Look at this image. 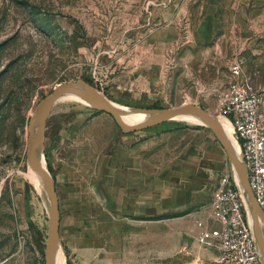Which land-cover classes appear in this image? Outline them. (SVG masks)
<instances>
[{
  "label": "rangeland",
  "instance_id": "rangeland-1",
  "mask_svg": "<svg viewBox=\"0 0 264 264\" xmlns=\"http://www.w3.org/2000/svg\"><path fill=\"white\" fill-rule=\"evenodd\" d=\"M251 35L207 31V0H0V264H46L50 213L30 179L28 138L55 87L84 79L123 106L195 104L219 116L231 61L264 86ZM183 123L124 133L105 110L54 104L42 147L66 264L114 262L118 234L125 264L212 262L195 223L234 172L208 125Z\"/></svg>",
  "mask_w": 264,
  "mask_h": 264
},
{
  "label": "built area",
  "instance_id": "built-area-1",
  "mask_svg": "<svg viewBox=\"0 0 264 264\" xmlns=\"http://www.w3.org/2000/svg\"><path fill=\"white\" fill-rule=\"evenodd\" d=\"M231 80L217 99L219 115L232 123L248 178L264 212V86L257 87L239 59L229 65ZM197 220L198 243L216 254L210 264H264L248 207L231 174L213 189L207 218ZM207 264V263H199Z\"/></svg>",
  "mask_w": 264,
  "mask_h": 264
},
{
  "label": "water",
  "instance_id": "water-1",
  "mask_svg": "<svg viewBox=\"0 0 264 264\" xmlns=\"http://www.w3.org/2000/svg\"><path fill=\"white\" fill-rule=\"evenodd\" d=\"M65 92L76 93L83 97L86 101H88L93 107L107 111L110 115L114 117L116 123L124 133L136 132L138 130L145 129L163 123L165 121L172 120L174 117L183 112H191L200 116L204 120L205 125H208L211 128L216 138L224 148L227 158L230 164L234 166L237 178L239 180V183L241 184V186L239 184L238 186L240 187L241 191L243 190L245 192L249 200L254 217L252 223L264 263V229L263 227H261V222L264 223V212L259 206L254 191L251 187L243 159L241 157L240 160L237 156V153L235 152L227 136V133L221 126L216 116L212 115L206 109L195 104H184L176 108L159 111L157 115L153 116L148 121L131 124L125 121V119L123 118V113L117 108V106L111 99H109L100 90L89 84L86 80L79 79L76 82L62 83L55 87L54 91L38 104L31 117L29 125L28 157L30 166L44 180L47 187L48 195L51 200V210L49 211L50 224L47 241L46 264H56L58 252L62 247L61 209L56 180L52 173L49 171L48 167L43 164L36 150V124L38 120L41 121L39 127V134L42 137L43 141L45 124L49 113L52 107L54 106L55 102Z\"/></svg>",
  "mask_w": 264,
  "mask_h": 264
},
{
  "label": "crops",
  "instance_id": "crops-1",
  "mask_svg": "<svg viewBox=\"0 0 264 264\" xmlns=\"http://www.w3.org/2000/svg\"><path fill=\"white\" fill-rule=\"evenodd\" d=\"M245 19L252 21L250 28L244 26ZM207 31H251L247 46L255 52H264V0H207ZM121 242V235H115L114 248L111 249V244L109 252L113 250L117 256L109 264H125L123 261L131 259L130 252H117V244ZM200 254L213 258L216 253L201 249Z\"/></svg>",
  "mask_w": 264,
  "mask_h": 264
},
{
  "label": "bare ground",
  "instance_id": "bare-ground-1",
  "mask_svg": "<svg viewBox=\"0 0 264 264\" xmlns=\"http://www.w3.org/2000/svg\"><path fill=\"white\" fill-rule=\"evenodd\" d=\"M59 102H78V103H81V104L86 105L88 107H92V105L88 101H86L83 97H81L80 95L73 93V92L63 93L61 95V97L55 102V104H57ZM114 103L117 106V108L119 110H121V112L123 113V118L125 119V121L128 123H131V124H136V123L148 121L153 116H155L159 113V111L132 108V107L123 106V105L116 103V102H114ZM216 117L218 118L221 126L223 127V129L227 133V136H228L235 152L237 153V156L241 160V150H240V146H239V143L237 141V137L235 135V131H234V127H233L232 123L229 121V119H227L224 116L219 115ZM172 120L181 121V122H184V123H187L190 125L205 124L204 120L200 116H198L197 114L191 113V112H183V113L177 115L176 117H174ZM40 123H41V121L38 120L37 124H36V138H37L36 150H37L39 158L41 159L43 164H45L47 166L46 161L44 159V154H43V147H42L43 141H42V137L39 134ZM231 166H232V169L234 172L235 179H236L237 183L241 186V184L239 183V180L237 178L235 168L233 165H231ZM30 179H31V182L34 184L35 188L37 189L38 193H40L45 198L47 208L50 211L51 210V200H50V197H49L48 192H47L46 184H45L44 180L42 179V177L40 175H38L31 168V166H30ZM242 194H243L245 202L248 206V212H249L250 219L253 222L254 217H253L252 209L250 207L249 200H248V198H247V196L243 190H242ZM261 227H263V229H264V223H262V222H261ZM62 249L63 248L61 247V249L58 252L56 264H66L65 256L63 254Z\"/></svg>",
  "mask_w": 264,
  "mask_h": 264
}]
</instances>
